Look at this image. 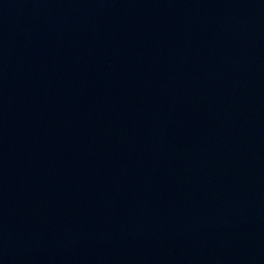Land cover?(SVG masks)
Returning a JSON list of instances; mask_svg holds the SVG:
<instances>
[{"label":"water","instance_id":"water-1","mask_svg":"<svg viewBox=\"0 0 264 264\" xmlns=\"http://www.w3.org/2000/svg\"><path fill=\"white\" fill-rule=\"evenodd\" d=\"M0 264H264V0H0Z\"/></svg>","mask_w":264,"mask_h":264}]
</instances>
